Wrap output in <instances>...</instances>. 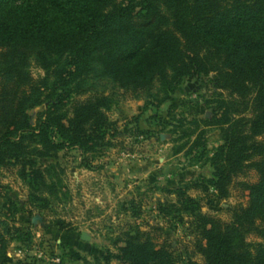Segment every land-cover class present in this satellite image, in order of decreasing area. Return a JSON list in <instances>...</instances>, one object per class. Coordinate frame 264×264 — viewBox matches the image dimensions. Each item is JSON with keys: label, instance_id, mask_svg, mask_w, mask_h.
I'll list each match as a JSON object with an SVG mask.
<instances>
[{"label": "trees", "instance_id": "1", "mask_svg": "<svg viewBox=\"0 0 264 264\" xmlns=\"http://www.w3.org/2000/svg\"><path fill=\"white\" fill-rule=\"evenodd\" d=\"M31 61L42 76H32ZM88 62L93 76L99 65L133 96L170 75L210 76L215 88L245 102L223 131V159L212 177L185 182L174 189L173 202L158 205L165 215L191 218L193 252L201 261L180 258L140 229L123 234L115 258L125 264H264V0H0V165L15 166L28 195L43 207L58 192L39 160L64 146L106 147L114 134L108 97L100 92L78 100L72 94L93 83L68 87L67 76ZM40 105L44 118L32 126L28 111ZM250 170L255 181L236 183L246 203L228 206L227 221L203 212L188 193L212 187L225 199L234 179ZM63 222L55 220L61 229ZM251 234L258 240L249 241ZM10 261L0 228V264Z\"/></svg>", "mask_w": 264, "mask_h": 264}, {"label": "rangeland", "instance_id": "2", "mask_svg": "<svg viewBox=\"0 0 264 264\" xmlns=\"http://www.w3.org/2000/svg\"><path fill=\"white\" fill-rule=\"evenodd\" d=\"M87 65L92 69L90 62L80 65L66 81L70 88L80 84L83 89L93 83L92 89L72 94L75 99L100 92L108 97L106 114L115 126L110 144L95 150L64 146L41 158L58 192L46 207L28 195L15 166L0 165V228L11 257L7 264H125L115 258L116 246L135 229L166 242L180 258L200 262L193 252L191 218L165 215L158 205L173 202L174 189L185 182L212 177L223 159V131L237 117L234 109L245 102L215 88L210 76L170 75L165 83L133 96L99 65H93L95 76ZM30 72L34 78L43 74L33 61ZM45 109L40 105L28 111L32 126L44 118ZM255 180L253 170L237 176L225 199H218L212 187L188 193L199 199L203 212L227 221L228 206L246 203L236 183ZM56 219L64 221L62 229ZM81 232L89 238L81 239ZM248 240L258 239L251 234Z\"/></svg>", "mask_w": 264, "mask_h": 264}, {"label": "water", "instance_id": "3", "mask_svg": "<svg viewBox=\"0 0 264 264\" xmlns=\"http://www.w3.org/2000/svg\"><path fill=\"white\" fill-rule=\"evenodd\" d=\"M81 239L87 240L89 237L86 235L85 232H81L80 234Z\"/></svg>", "mask_w": 264, "mask_h": 264}]
</instances>
